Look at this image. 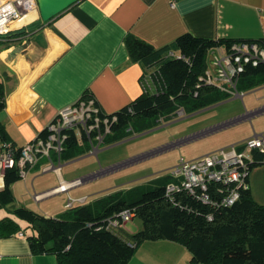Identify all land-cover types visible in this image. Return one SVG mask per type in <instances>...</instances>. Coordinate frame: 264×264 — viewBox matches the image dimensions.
Returning <instances> with one entry per match:
<instances>
[{
  "label": "crops",
  "instance_id": "1",
  "mask_svg": "<svg viewBox=\"0 0 264 264\" xmlns=\"http://www.w3.org/2000/svg\"><path fill=\"white\" fill-rule=\"evenodd\" d=\"M29 14L31 18L27 19ZM8 31L10 33L0 36V84L5 100L0 111L4 132V136H0V152L4 142L20 148L34 137L44 136L46 125L56 113L82 96L95 98L104 112L117 113L142 95L140 78L146 67L128 52L125 42L128 35L156 49L168 47L164 56L168 50L184 54L172 46L184 34L211 40L244 39L264 43V0H173V4L171 0H76L46 22L41 19L38 8L31 10L15 20ZM215 45L207 50V61ZM238 86L242 95L227 100L240 98V111L229 113L215 126H233L247 121L264 126V63L248 66L238 78L237 90ZM203 88L209 89L204 93L230 96L212 87ZM254 132H264V127L253 129L235 142ZM113 134L114 128L106 139H114ZM76 146L88 145L70 142L60 158L73 157ZM50 157L58 164L54 151L50 152ZM47 161L48 158L42 157L28 166L23 179L32 176V182L39 174L51 172L52 188L61 180L73 179L66 180L61 173L69 161L61 160L59 172L41 171ZM115 167L116 164L78 178L86 182ZM18 179L20 177L10 184L13 199L0 203V222L8 217L20 226V230L10 235H3L0 228V264H58L55 254L32 251L30 232L25 229L27 222L12 213L17 207L27 206L23 197L22 201L17 199L18 206L10 207L19 190ZM163 180L166 184L170 177L163 176L151 183ZM249 184L252 197L259 203L264 202V162L253 165ZM3 187L4 178H0V190ZM50 187L39 194L49 191L44 192ZM138 188L109 195H127ZM60 193H64L67 200L69 191ZM99 198L83 205H92ZM125 231L134 233L126 228ZM190 260L191 253L184 245L160 238L139 243L127 264H192Z\"/></svg>",
  "mask_w": 264,
  "mask_h": 264
},
{
  "label": "trees",
  "instance_id": "2",
  "mask_svg": "<svg viewBox=\"0 0 264 264\" xmlns=\"http://www.w3.org/2000/svg\"><path fill=\"white\" fill-rule=\"evenodd\" d=\"M125 42L134 60L145 67L157 65L166 83L158 94L142 93L130 104L131 112H117L119 121L114 126V139L124 137L135 126L145 129L158 118L160 121V118L176 117L179 106L187 113L218 99L216 94L204 93L208 88H202L194 96V85L207 65V50L214 44H228L229 40L180 36L172 46L192 58V66L185 59L165 57L168 47L156 49L133 35H128ZM4 105L0 84V111ZM0 136H4L1 123ZM17 178L15 169L7 171L0 203L13 199L10 184ZM164 186L163 180L155 186L135 189L127 194L128 198L104 196L92 205L74 206L55 216L39 215L23 206L12 213L31 227L28 239L32 251L55 254L58 264H127L139 243L160 238L184 245L191 253L192 264H264V202H257L250 191H244L229 207L211 210L194 201H182L188 208L171 204L165 199ZM125 207L135 209L142 228L134 233L96 229L106 216ZM209 211H212L211 219L206 217ZM0 228L3 235L20 230L19 224L8 217L0 222Z\"/></svg>",
  "mask_w": 264,
  "mask_h": 264
},
{
  "label": "built area",
  "instance_id": "3",
  "mask_svg": "<svg viewBox=\"0 0 264 264\" xmlns=\"http://www.w3.org/2000/svg\"><path fill=\"white\" fill-rule=\"evenodd\" d=\"M173 4V0H171ZM37 9L36 0H0V35L8 32L15 20L24 17L31 10ZM167 58L185 59L192 66V58L168 50ZM264 63V43L258 40H231L228 44H216L210 52L209 60L202 73L197 76L193 95L208 86L220 90L230 96H241L237 90L238 78L248 66L256 67ZM145 68L140 78L143 93L153 95L164 90L165 81L157 65ZM132 111L129 105L124 109ZM176 117H183L185 110L179 106ZM162 120V118H160ZM117 113L104 112L95 98L82 96L77 101L61 108L46 125L44 136L39 135L16 148L10 142H4L0 152V178H4L8 170L15 169L19 177L25 178L27 167L36 164L42 157L48 158L41 171H60L61 153L67 148L70 140L76 144H87L90 154L97 155L106 137L113 133L118 123ZM240 146V147H239ZM58 157L55 164L50 152ZM264 162V132H254L239 142L212 150L202 156L186 159L180 156L170 173V180L164 186L165 199L171 204L188 208L183 202L201 203L211 210L229 207L237 202L244 191H249V175L253 165ZM85 182L84 178L70 181L61 180L42 195L66 192ZM88 202L87 196L67 195L65 208L83 205ZM133 207H125L106 216L96 229L120 232L135 216ZM212 218V211L206 213ZM19 235H22L20 232Z\"/></svg>",
  "mask_w": 264,
  "mask_h": 264
},
{
  "label": "rangeland",
  "instance_id": "4",
  "mask_svg": "<svg viewBox=\"0 0 264 264\" xmlns=\"http://www.w3.org/2000/svg\"><path fill=\"white\" fill-rule=\"evenodd\" d=\"M146 68L149 70L153 66ZM238 91L240 92L239 86ZM218 97L216 101L187 112L183 117H167L160 121L158 118L145 129L135 126L122 138L111 141L106 139L97 155L89 154L88 146H76L73 157L61 159L62 162L69 161L61 170L66 180L82 177L111 165L116 164V167L105 171L98 178L90 179L81 186L70 189L69 194L72 196L85 194L91 201L133 187L139 186L138 190H141L142 187L155 186L159 182L151 183L152 180L170 176L180 156L186 159L197 158L235 142L253 129L264 127L262 124L256 126L253 121L241 122L233 126H215L224 121V117L229 113H238L242 105L238 97L229 100L227 99L231 96L219 94ZM30 178L32 179V176ZM30 178L18 179L19 190L10 207L18 206L17 199L22 201L24 197L27 203L25 207L39 215L55 216L63 210L68 211L64 207L67 201L64 193L49 194V196L45 194L46 196L37 201L33 199L34 194L52 186L51 172L39 174L32 182ZM26 227L27 230L32 231L28 224ZM142 227V220L138 216H134L126 224L128 232H136Z\"/></svg>",
  "mask_w": 264,
  "mask_h": 264
},
{
  "label": "water",
  "instance_id": "5",
  "mask_svg": "<svg viewBox=\"0 0 264 264\" xmlns=\"http://www.w3.org/2000/svg\"><path fill=\"white\" fill-rule=\"evenodd\" d=\"M75 1L76 0H36L40 17L45 22L52 19Z\"/></svg>",
  "mask_w": 264,
  "mask_h": 264
},
{
  "label": "bare ground",
  "instance_id": "6",
  "mask_svg": "<svg viewBox=\"0 0 264 264\" xmlns=\"http://www.w3.org/2000/svg\"><path fill=\"white\" fill-rule=\"evenodd\" d=\"M29 18H31V15L29 14V15H27V19H29Z\"/></svg>",
  "mask_w": 264,
  "mask_h": 264
}]
</instances>
